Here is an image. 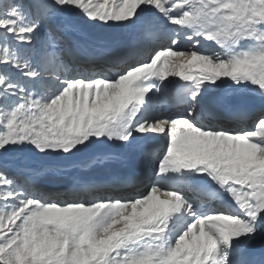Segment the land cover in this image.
<instances>
[{
    "label": "snow or ice",
    "instance_id": "6c2138e0",
    "mask_svg": "<svg viewBox=\"0 0 264 264\" xmlns=\"http://www.w3.org/2000/svg\"><path fill=\"white\" fill-rule=\"evenodd\" d=\"M257 241L264 0H0V264H264Z\"/></svg>",
    "mask_w": 264,
    "mask_h": 264
},
{
    "label": "bare ground",
    "instance_id": "6f19581e",
    "mask_svg": "<svg viewBox=\"0 0 264 264\" xmlns=\"http://www.w3.org/2000/svg\"><path fill=\"white\" fill-rule=\"evenodd\" d=\"M124 159H125L126 163H124V164H122L120 166L104 169V170H102L100 172L94 173L93 175H95V176H103V175H107V174H111V173H118L120 171L129 173L131 169L135 170L137 168V166L139 167L138 162L134 158H132V157L125 158L124 157ZM54 184H56V183L52 182L51 184H48L49 187L51 188L52 192L56 196H58L60 199L68 198L66 196V193L69 191V189L68 188H59V186L55 187ZM142 190H143V186H141L138 183H135V185L128 186L126 188L118 189L119 192H122L124 194H134L135 192H139V191H142ZM106 194L107 195H112L113 192L112 191H108ZM263 254H264V247H263Z\"/></svg>",
    "mask_w": 264,
    "mask_h": 264
},
{
    "label": "rangeland",
    "instance_id": "374dc122",
    "mask_svg": "<svg viewBox=\"0 0 264 264\" xmlns=\"http://www.w3.org/2000/svg\"><path fill=\"white\" fill-rule=\"evenodd\" d=\"M125 158H129V157H125ZM24 163L28 167H37V166H39V164H41V161L40 160H37V159H33L32 157H25Z\"/></svg>",
    "mask_w": 264,
    "mask_h": 264
}]
</instances>
